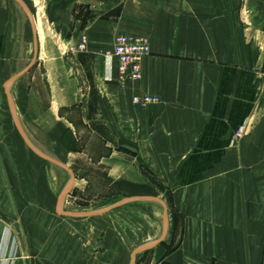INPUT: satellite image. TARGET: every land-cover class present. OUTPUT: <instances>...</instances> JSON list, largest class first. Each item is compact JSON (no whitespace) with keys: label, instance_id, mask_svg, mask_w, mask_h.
Segmentation results:
<instances>
[{"label":"crops","instance_id":"obj_1","mask_svg":"<svg viewBox=\"0 0 264 264\" xmlns=\"http://www.w3.org/2000/svg\"><path fill=\"white\" fill-rule=\"evenodd\" d=\"M14 1L28 11L23 1L29 0ZM49 3L64 39L75 43L83 35L86 49L74 55V65L61 57L55 67L43 66L48 99L31 118L36 130L29 132L22 127L17 92L10 84L34 59L10 74L16 7L0 0V204L56 198L59 214L103 218L138 202L140 220L129 212L121 215L130 234L140 232L135 250L171 245L168 234L176 238L158 264H264V0ZM80 8L92 16L77 15ZM28 13L36 55L34 18ZM120 32L149 39L139 80L122 81L115 60H105L104 51ZM65 69L73 96L76 71L87 80L79 102L66 93ZM134 94L157 96L158 101L138 106ZM69 105L78 106L77 114L61 119L60 110ZM239 127L243 133L236 138ZM34 134H41L47 145ZM19 155L24 157V185L17 182L22 176L16 169ZM100 184L125 195L97 210H62V198L75 187ZM37 186L45 199L37 196ZM3 208L0 251L9 228L7 252H12L14 237L12 264H19L27 251L25 238ZM156 211L159 226L150 214Z\"/></svg>","mask_w":264,"mask_h":264},{"label":"rangeland","instance_id":"obj_2","mask_svg":"<svg viewBox=\"0 0 264 264\" xmlns=\"http://www.w3.org/2000/svg\"><path fill=\"white\" fill-rule=\"evenodd\" d=\"M11 1L16 7L18 32L14 57L11 59L10 74L19 73L30 66L32 59L34 60L28 70L10 84V89L12 88L14 94L17 92L14 100L23 129L27 128L29 132H33L36 128L31 118L44 108L45 101L48 99L43 66L55 67L56 60L61 57L74 65V55L86 49V38L82 35L75 43H69L64 39L62 27L56 24V11L48 8L51 4L50 0H29L28 3L22 0L34 18L37 46L35 55L34 36L31 37L29 32V13L19 3ZM77 12V15H81L84 19L92 16V11L85 8H80ZM23 23L26 24V31L22 29ZM23 32L25 38L22 36ZM117 34L114 33V39ZM76 75L79 83L74 96V87L67 74V69H65L64 81L66 93L69 97H76L79 102L86 92L87 80L80 72L76 71ZM59 95H63L62 97L66 99V94H63L62 90L59 91ZM77 109L76 105L65 106L58 116L61 119L69 115L75 116ZM35 138L41 145H47L46 139L41 134H36ZM19 156L21 159L19 158L16 169L22 173V176L17 179V182L24 185V157ZM39 183L42 184L41 181ZM41 189L42 186H37V196L45 199L46 195L41 193ZM88 189L75 187L66 197L62 198V204L60 202L62 210L71 212L97 210L117 202L125 195L118 190V187L110 188L104 184ZM1 204L7 213L8 221L15 224L17 230L25 238L27 251L19 264H158L161 254L168 250L176 240L174 235L168 234L166 241H169L171 245L158 244L151 249L134 253L137 246H140V232L130 234L122 224L121 215L129 212L135 219L140 220L138 202L126 203L118 208L123 213L103 218L97 216L71 217L59 214L56 212V198L45 203L20 201L1 202ZM60 209L59 212L62 213ZM144 213L152 220L149 214ZM150 214L154 216L153 220L159 226L160 211L150 212ZM174 218L177 217L174 215Z\"/></svg>","mask_w":264,"mask_h":264},{"label":"built area","instance_id":"obj_3","mask_svg":"<svg viewBox=\"0 0 264 264\" xmlns=\"http://www.w3.org/2000/svg\"><path fill=\"white\" fill-rule=\"evenodd\" d=\"M150 52L149 39L144 35L119 33L114 39V44L110 49L104 51L105 60L110 64L115 60L119 78L139 80L142 77L141 62ZM158 101L157 96L148 94L132 96V102L138 106H147ZM243 133V128L239 127L234 136L239 138ZM10 229L6 228L3 234L4 247L0 251V264H12L15 258V249L17 241L12 237V252H7V243L10 241ZM10 262V263H9Z\"/></svg>","mask_w":264,"mask_h":264},{"label":"bare ground","instance_id":"obj_4","mask_svg":"<svg viewBox=\"0 0 264 264\" xmlns=\"http://www.w3.org/2000/svg\"><path fill=\"white\" fill-rule=\"evenodd\" d=\"M32 146H33V145H32ZM35 146H37V145H35ZM38 150H40V149H38ZM39 152H40V151H39ZM45 152H46V151H45ZM45 152H44V153H45Z\"/></svg>","mask_w":264,"mask_h":264},{"label":"water","instance_id":"obj_5","mask_svg":"<svg viewBox=\"0 0 264 264\" xmlns=\"http://www.w3.org/2000/svg\"><path fill=\"white\" fill-rule=\"evenodd\" d=\"M139 250H140V249H139ZM139 250H135L134 252L139 251Z\"/></svg>","mask_w":264,"mask_h":264}]
</instances>
